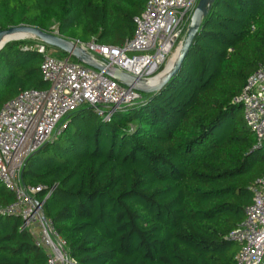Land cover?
Instances as JSON below:
<instances>
[{
    "label": "trees",
    "instance_id": "1",
    "mask_svg": "<svg viewBox=\"0 0 264 264\" xmlns=\"http://www.w3.org/2000/svg\"><path fill=\"white\" fill-rule=\"evenodd\" d=\"M145 2L0 0V30L55 25L67 39L120 46ZM34 42L0 49V106L48 86ZM263 63L264 0H212L160 88L109 119L82 105L26 158L20 180L42 187V211L75 264L234 263L237 245L225 236L264 174V149H251L254 135L233 98ZM12 199L0 183V207ZM0 264H46L17 216L0 214Z\"/></svg>",
    "mask_w": 264,
    "mask_h": 264
},
{
    "label": "built area",
    "instance_id": "2",
    "mask_svg": "<svg viewBox=\"0 0 264 264\" xmlns=\"http://www.w3.org/2000/svg\"><path fill=\"white\" fill-rule=\"evenodd\" d=\"M196 2L146 0L134 17L131 36L120 46L68 40L100 65L116 67L147 84L148 76L166 66L178 51ZM35 40L32 48L40 56L39 71L48 86L22 90L0 106V183L13 194L12 201L0 207V214L21 219V228L32 234L46 264H75L53 221L42 211L46 195L42 199L37 196L42 187L24 185L20 180L24 161L58 133L70 112L86 105L109 119L113 110L135 103L141 92L137 85H122L70 56L53 55L48 45ZM233 101L240 103L243 120L254 135L251 149L262 147L264 63L246 77ZM249 191L250 202L243 208V218L225 236L237 245L233 264H264V174L255 179Z\"/></svg>",
    "mask_w": 264,
    "mask_h": 264
},
{
    "label": "water",
    "instance_id": "3",
    "mask_svg": "<svg viewBox=\"0 0 264 264\" xmlns=\"http://www.w3.org/2000/svg\"><path fill=\"white\" fill-rule=\"evenodd\" d=\"M211 2L212 0H197L194 9L190 15L185 36L181 42V45L178 49L174 61L172 62L168 70H166L164 74L160 77L158 83L153 86L145 84L141 78L128 75L116 67H111V66L104 67L99 63L95 62L88 53H86L82 48L74 45L70 40L65 39L59 35H56L53 32L44 31L31 25L11 26L5 30H0V49L3 47V45L6 42L10 40L21 39V38L6 39L3 38L4 35L6 36L15 32L26 33L28 36L38 39L48 46L56 47L58 50L62 51L63 53H66L67 56L73 57L76 61L86 66H89L98 71H103L105 75L109 76L113 80L118 81L122 85L131 86L134 84L138 86L137 89L140 92L147 93L160 88L161 85H163L179 68L180 63L185 53L187 52L195 33L199 28L201 18L207 13ZM164 69L165 66L157 74L161 73ZM262 148L264 149V139L262 142Z\"/></svg>",
    "mask_w": 264,
    "mask_h": 264
},
{
    "label": "bare ground",
    "instance_id": "4",
    "mask_svg": "<svg viewBox=\"0 0 264 264\" xmlns=\"http://www.w3.org/2000/svg\"><path fill=\"white\" fill-rule=\"evenodd\" d=\"M16 35H18L17 37H16ZM28 35L26 34V33H12V34H9V35H4V37L3 38H6V39H8V38H21V39H23V38H25V37H27ZM28 37H31V36H28ZM177 52L178 51H176L175 53H173V55H172V57H171V59L167 62V64H166V66H165V69L161 72V73H159V74H157L156 76H154V77H152V78H150V79H148L147 81H146V83L148 84V85H151V86H153V85H155V84H157L158 83V81L160 80V77L164 74V72L166 71V70H168V68L171 66V64H172V62L174 61V59H175V57H176V55H177Z\"/></svg>",
    "mask_w": 264,
    "mask_h": 264
},
{
    "label": "rangeland",
    "instance_id": "5",
    "mask_svg": "<svg viewBox=\"0 0 264 264\" xmlns=\"http://www.w3.org/2000/svg\"><path fill=\"white\" fill-rule=\"evenodd\" d=\"M51 27V29H53V31L55 32V25H52V26H50ZM18 35H16V37H17ZM25 38H27L28 40H33V41H36L35 39H33V38H31V37H25ZM48 47H50L52 50H53V55H58V53H57V48L56 47H52V46H48ZM58 56H60V57H66L67 56V54L66 53H63V55H58ZM157 72H154V73H152V74H150L148 77L149 78H151L154 74H156ZM155 78V77H154ZM141 93H145V92H141Z\"/></svg>",
    "mask_w": 264,
    "mask_h": 264
},
{
    "label": "clouds",
    "instance_id": "6",
    "mask_svg": "<svg viewBox=\"0 0 264 264\" xmlns=\"http://www.w3.org/2000/svg\"><path fill=\"white\" fill-rule=\"evenodd\" d=\"M54 33V32H53ZM55 34V33H54ZM56 35H58V34H56ZM60 36V35H59ZM62 37V36H61ZM32 38V37H31ZM64 38V37H63ZM33 39H35V38H33ZM65 39H67V38H65ZM71 57V56H70ZM163 68V67H162ZM157 73L159 72V71H156ZM156 73V74H157ZM156 74H154L153 76H155Z\"/></svg>",
    "mask_w": 264,
    "mask_h": 264
}]
</instances>
